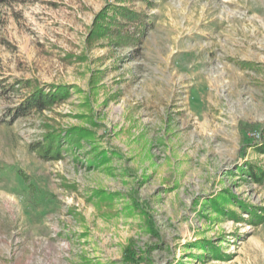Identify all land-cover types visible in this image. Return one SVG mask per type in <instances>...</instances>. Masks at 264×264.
<instances>
[{
    "label": "rangeland",
    "instance_id": "rangeland-1",
    "mask_svg": "<svg viewBox=\"0 0 264 264\" xmlns=\"http://www.w3.org/2000/svg\"><path fill=\"white\" fill-rule=\"evenodd\" d=\"M263 137L264 0L0 3V264H264Z\"/></svg>",
    "mask_w": 264,
    "mask_h": 264
},
{
    "label": "trees",
    "instance_id": "trees-1",
    "mask_svg": "<svg viewBox=\"0 0 264 264\" xmlns=\"http://www.w3.org/2000/svg\"><path fill=\"white\" fill-rule=\"evenodd\" d=\"M3 0H0V3ZM122 13V15L130 22H135L136 19H139V16L136 13L129 12L125 8L119 9ZM113 20V19H111ZM111 20H108V14L106 10H103L99 13L97 17V24H98V31L101 33V35H108L110 34V27H111ZM140 22V20L138 21ZM141 24V22H140ZM118 29H115L113 34H110L111 37L117 38L118 41L122 42H129L131 41L134 36L130 35L128 32L125 34H121L120 28H124L120 23L117 24ZM25 86H28L32 88L31 93H29L25 99L22 105L16 108L15 114L19 116H24L25 114L29 113L30 111H37L42 112L46 110L48 107L61 102L68 96V91L64 86H57V87H51L52 89L48 92H45L41 90L36 85H32L30 81L25 82ZM88 131L85 129L80 128H70L64 133V138L67 142H69L72 145H75L77 147H80V139L87 138L88 137ZM60 132H47L44 135V147L41 148L40 156L43 158H53L56 159L59 156V144L61 142V139L63 137ZM262 145H260L261 152L264 153V137L261 140ZM249 176L253 178L255 182H261L264 180V171L260 169H256L255 171L252 169H249L248 171ZM249 214L254 219H262L263 216L258 214L256 211L250 210ZM264 214V211H263Z\"/></svg>",
    "mask_w": 264,
    "mask_h": 264
}]
</instances>
